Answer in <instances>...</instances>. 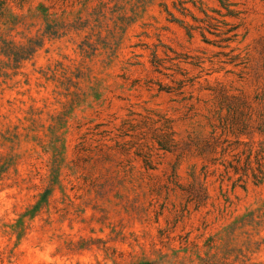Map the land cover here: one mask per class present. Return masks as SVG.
Here are the masks:
<instances>
[{
  "label": "rangeland",
  "instance_id": "obj_1",
  "mask_svg": "<svg viewBox=\"0 0 264 264\" xmlns=\"http://www.w3.org/2000/svg\"><path fill=\"white\" fill-rule=\"evenodd\" d=\"M166 120L227 142L164 151ZM248 157L264 0H0V264H264Z\"/></svg>",
  "mask_w": 264,
  "mask_h": 264
},
{
  "label": "trees",
  "instance_id": "obj_2",
  "mask_svg": "<svg viewBox=\"0 0 264 264\" xmlns=\"http://www.w3.org/2000/svg\"><path fill=\"white\" fill-rule=\"evenodd\" d=\"M156 63V62H155ZM169 122L166 120L165 123L159 128L158 133L153 137L157 142L159 149H162L167 152H176L180 151L181 155L186 152H196L200 157H207L208 155H216L217 149L221 147L222 144L226 143L227 140H220V138L225 135L226 127L222 128V133L217 135L218 126H212V132L208 137L204 138H188L187 141L177 142L175 139V132L172 131V127L168 124ZM182 144V145H181ZM227 148L222 147V155L226 153ZM218 158H212L211 161L216 162ZM241 165L240 160L236 161V164L230 163L226 169H233L235 174H239V178L237 181H242L245 177H248V173H251L253 180L255 183H260L264 180V169L262 166L261 160L256 162L259 167L257 169H253L251 164V158L248 157L246 162ZM242 171V172H240Z\"/></svg>",
  "mask_w": 264,
  "mask_h": 264
}]
</instances>
